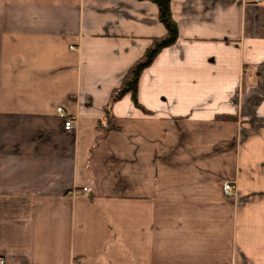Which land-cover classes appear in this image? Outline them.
<instances>
[{
	"label": "crops",
	"instance_id": "obj_1",
	"mask_svg": "<svg viewBox=\"0 0 264 264\" xmlns=\"http://www.w3.org/2000/svg\"><path fill=\"white\" fill-rule=\"evenodd\" d=\"M170 10L178 37L138 79L147 112L124 95L96 143L165 34L156 5L0 0L6 264H264V2Z\"/></svg>",
	"mask_w": 264,
	"mask_h": 264
},
{
	"label": "trees",
	"instance_id": "obj_2",
	"mask_svg": "<svg viewBox=\"0 0 264 264\" xmlns=\"http://www.w3.org/2000/svg\"><path fill=\"white\" fill-rule=\"evenodd\" d=\"M149 1L156 5L158 10V20L165 28V34L160 37H155L150 41V44L144 50L142 56L137 59L126 71L124 77L119 85L115 88L110 95V99L105 106V118L107 120V127L103 130L101 136L97 137L98 140L103 137L104 133L108 130L115 129L113 123V115L110 114V109L116 101L120 100L124 95L129 94L134 106L146 113L147 110L137 100V85L141 72L148 67L155 56L165 47L172 45L178 37L177 24L174 21L171 10L170 0H139Z\"/></svg>",
	"mask_w": 264,
	"mask_h": 264
},
{
	"label": "built area",
	"instance_id": "obj_3",
	"mask_svg": "<svg viewBox=\"0 0 264 264\" xmlns=\"http://www.w3.org/2000/svg\"><path fill=\"white\" fill-rule=\"evenodd\" d=\"M252 1L255 2V3H262V2H264V0H252ZM57 114L60 117L64 118V124H63L64 129L69 130V129H71L73 127V125H72V121H73L72 118L69 115H67L64 112V110H62V108H58L57 109ZM82 192L85 193V194L87 192H89V187H84L82 189ZM222 192H223V194L228 195V196L229 195H233L234 194V187H233V185L230 182H228V181H224L222 183ZM0 264H6V263H5V261L3 259H0Z\"/></svg>",
	"mask_w": 264,
	"mask_h": 264
}]
</instances>
